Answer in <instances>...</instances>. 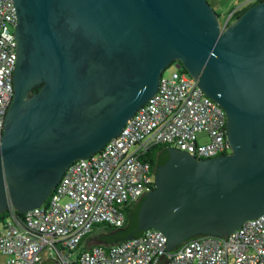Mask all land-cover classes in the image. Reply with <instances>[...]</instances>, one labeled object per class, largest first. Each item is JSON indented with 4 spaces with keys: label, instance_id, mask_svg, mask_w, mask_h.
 Wrapping results in <instances>:
<instances>
[{
    "label": "water",
    "instance_id": "1",
    "mask_svg": "<svg viewBox=\"0 0 264 264\" xmlns=\"http://www.w3.org/2000/svg\"><path fill=\"white\" fill-rule=\"evenodd\" d=\"M14 1L0 213L9 202L40 206L72 161L123 131L176 59L225 110L232 150L202 158L168 146L141 195L137 230L163 231L174 249L197 234L227 238L264 213V0L223 30L208 0Z\"/></svg>",
    "mask_w": 264,
    "mask_h": 264
},
{
    "label": "built area",
    "instance_id": "2",
    "mask_svg": "<svg viewBox=\"0 0 264 264\" xmlns=\"http://www.w3.org/2000/svg\"><path fill=\"white\" fill-rule=\"evenodd\" d=\"M246 0L220 21L223 30ZM14 0H0V141L13 99L17 41ZM163 73L157 91L139 107L123 131L90 157L77 158L64 171L44 206L19 211L9 202L1 220L3 264H264V213L245 220L229 236L202 234L174 249L157 228L139 237L79 249L100 223L123 225L126 203L154 186V172L142 156L156 145L176 146L198 157L229 148L226 113L204 93L198 77L178 59ZM208 140L200 143L198 133ZM44 253V254H43Z\"/></svg>",
    "mask_w": 264,
    "mask_h": 264
},
{
    "label": "trees",
    "instance_id": "3",
    "mask_svg": "<svg viewBox=\"0 0 264 264\" xmlns=\"http://www.w3.org/2000/svg\"><path fill=\"white\" fill-rule=\"evenodd\" d=\"M254 3V2H253ZM252 4V3H251ZM250 5V4H249ZM249 5L243 7L239 11L235 13V18H237ZM38 89V86L35 87V90ZM169 145L159 144L149 149L143 156V160H147L151 163L153 172L158 167V165L162 164L166 161L169 156L168 152ZM143 197L138 201L126 203L123 207V211L125 214V222L123 225L115 226L111 224L100 223L97 227L96 238L102 242L101 244H110L119 240L126 238L129 234L133 233L135 235L140 234L143 230H137L138 227V211L142 204ZM8 213V210L0 213V220H2ZM94 232V231H93ZM92 232V233H93ZM91 233V234H92ZM90 235V234H89ZM200 234L194 235L199 236ZM202 235V234H201ZM193 236V237H194Z\"/></svg>",
    "mask_w": 264,
    "mask_h": 264
},
{
    "label": "rangeland",
    "instance_id": "4",
    "mask_svg": "<svg viewBox=\"0 0 264 264\" xmlns=\"http://www.w3.org/2000/svg\"><path fill=\"white\" fill-rule=\"evenodd\" d=\"M208 1L211 3L212 6H214L216 8V10L219 14L220 20H224V19H226L229 10L238 6L241 0H220L221 1L220 6L219 5L216 6L215 5L216 3L214 0H208ZM13 28L14 27H12V29ZM173 69H174L173 64H169L167 66V68L164 70V74H169ZM197 135H198V141L200 143L206 142L208 140L207 135L204 132H199ZM1 222L2 221L0 220V226H1ZM94 234H97V229L94 230ZM94 237L95 236H92V239L90 238L89 241L92 243L93 242H99L98 240L93 239ZM6 258H7V255L0 252V264H3V262L5 261Z\"/></svg>",
    "mask_w": 264,
    "mask_h": 264
},
{
    "label": "crops",
    "instance_id": "5",
    "mask_svg": "<svg viewBox=\"0 0 264 264\" xmlns=\"http://www.w3.org/2000/svg\"><path fill=\"white\" fill-rule=\"evenodd\" d=\"M215 1V5L217 6V5H221V1L220 0H214ZM244 1H246V0H241L240 1V3H242V2H244ZM239 3V4H240ZM214 7V6H213ZM215 8V7H214ZM215 10H216V8H215ZM217 11V10H216ZM218 13V12H217ZM50 196V195H49ZM49 196L44 200V202L40 205V206H44V205H46L47 204V202H48V199H49ZM92 236H96V234H94V232L92 233V234H90V235H88L83 241H82V243L80 244V246H79V249H81V248H83V247H88V246H91V245H94V244H99V243H102V242H90L89 241V239L91 238L92 239ZM89 241V242H88Z\"/></svg>",
    "mask_w": 264,
    "mask_h": 264
},
{
    "label": "flooded vegetation",
    "instance_id": "6",
    "mask_svg": "<svg viewBox=\"0 0 264 264\" xmlns=\"http://www.w3.org/2000/svg\"><path fill=\"white\" fill-rule=\"evenodd\" d=\"M43 82H44V81H41L40 83H36V84H34V85H33V88L29 91L28 96H31V95L34 94L36 91H38V90L40 89V87L42 86ZM36 86H38V89H37V90H35V87H36ZM226 131H227V128H226ZM231 150H232V147H231V144L229 143V148H228L225 152H223V153H221V154L230 153ZM143 197H144V196H143ZM138 200H139V199H137L136 201H138Z\"/></svg>",
    "mask_w": 264,
    "mask_h": 264
}]
</instances>
